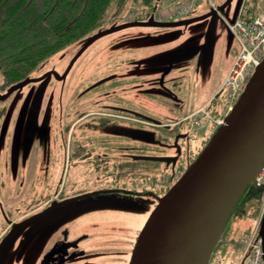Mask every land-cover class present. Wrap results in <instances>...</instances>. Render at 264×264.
I'll return each instance as SVG.
<instances>
[{"label": "rangeland", "instance_id": "1", "mask_svg": "<svg viewBox=\"0 0 264 264\" xmlns=\"http://www.w3.org/2000/svg\"><path fill=\"white\" fill-rule=\"evenodd\" d=\"M124 1L125 7L122 11L121 20H129L137 15L141 0ZM223 2L225 0H216L217 7L219 8ZM164 3L166 0H160L159 6L164 5ZM243 3L248 13L264 14V0H243ZM238 4L239 0H232L228 6L216 14L207 50L201 49L171 61L163 60L170 54L185 49L198 48L204 43L206 40L205 33L201 29H197L193 23L174 28L129 27L100 37L79 53L86 42L98 32L95 31V33L70 44L61 52L47 59L30 75V77L36 76L43 69L44 71L55 70L58 76H61L64 70L69 67L64 78H51L50 81L41 86L35 82L26 84L13 92L7 100L0 101L1 221L4 218L3 215L11 217L12 211L15 212L14 210L20 209L24 204L32 202L44 182L53 185L59 182L61 176L68 182L73 176L72 170L68 169V164H65V143L61 137L60 129L67 126L68 120L75 111L86 108L88 103L91 106L95 100L101 102L102 92L112 91L116 85L121 86L120 83L114 84L111 80L92 88L79 100L77 99V95H80L87 88L115 73L116 70L118 71V65H127L136 61L135 64L142 68L169 70L170 73L167 74L166 78L168 80L169 77H174V84L177 88L174 87L170 92L167 90L169 84L166 83V80L162 84L161 81L155 79L158 83L153 84L154 95L170 98L169 95L176 96L177 94L182 98L183 115L198 108L212 97L222 84L239 50L238 43L227 26V23L235 19ZM115 9L116 6L112 5L106 14L103 27H114L116 22L120 23V20H117L118 17L113 18L112 14H114ZM211 10L208 0H201L190 16ZM111 18L116 22L111 21ZM144 36V39H137ZM124 38L134 39L122 43ZM77 55L79 56L72 62ZM0 83H3L1 75ZM3 89L0 93L6 91V86ZM127 93L131 94V91ZM160 99H155L149 109L154 120L165 121L180 116L172 114L174 113L173 110H166ZM2 109L4 110L3 113L1 112ZM87 112L93 111L88 109ZM210 127V123L202 118V125L196 128V139L193 138L191 141V148L194 150L184 152L182 155L185 156V159L192 158L194 154L196 157L204 149V145L200 144L199 139L210 138L213 135V130ZM159 135L162 137L165 134L161 132ZM172 152L170 149L161 150L153 147V152L149 151L148 155L170 156L173 154ZM147 166L154 176L152 179L153 191L159 198L176 182L180 172L183 173V168L173 174L166 173L162 163H148ZM81 174V170H78L75 175L81 176ZM95 175L91 174L89 178L95 177ZM47 177H49L48 180H46ZM103 185L90 184L89 189L110 187ZM89 199V203L106 207L103 210L116 211L108 208L120 210V206L117 205L118 200L114 195H98L96 198L91 197ZM156 204L157 201L154 200V208ZM251 204H245L243 213L236 214L231 218L223 239L224 243L222 244L224 246L208 260L207 264L240 263V241L246 236L243 234L247 231L250 232L256 226L260 213L258 207H251ZM143 206L132 202L127 210L122 211L121 214L137 215L134 217L136 218L134 223L140 227L152 213L150 210H154L151 205L145 217L147 212L143 214L146 211ZM12 215L14 216V214ZM98 216V214L94 215L95 218ZM19 234L18 228L13 229L9 236L4 239L2 246H8L14 239L18 241V238H21ZM221 240L220 237L218 243ZM6 250L5 247L4 252ZM35 253L36 250L31 248L30 260L33 259Z\"/></svg>", "mask_w": 264, "mask_h": 264}, {"label": "flooded vegetation", "instance_id": "2", "mask_svg": "<svg viewBox=\"0 0 264 264\" xmlns=\"http://www.w3.org/2000/svg\"><path fill=\"white\" fill-rule=\"evenodd\" d=\"M210 12L212 11L191 17H200ZM215 20L216 14L214 19L210 16L194 23L206 35V40L195 48V52L207 50ZM126 23H116L114 27ZM110 28L113 27H105L94 35ZM144 38L145 36L137 39ZM133 39L124 38L122 43ZM135 63L136 61H132L127 65H118V71L107 76L112 77L108 81L120 83L121 86L116 85L112 91L101 93V112H87V104L79 114L68 120L65 128L60 129L65 143V164H68L73 175L69 181L66 182L61 176L59 182L53 185L44 182L32 202L24 204L20 209L14 210L15 212L12 211V219L9 220L11 217L7 215H3L2 221L0 218V264H132L138 236L148 219L139 227L134 223L137 215L121 213L132 202H136L144 205L146 211L143 214L147 212L146 217L148 208L151 205L154 208V200L158 202L159 197L153 191L154 176L147 164L162 163L165 172L171 174L182 168V172L185 171L195 159H185L182 155L186 151L194 150L191 148V141L196 139V128L199 127L192 123L194 117L199 115L200 109L205 112L214 111L225 99L224 89L219 87L204 104L183 115L182 98L177 94L169 95L170 98L154 95L153 84L158 83L157 79L162 84L166 80L169 84L167 90L170 92L176 87L174 77H169L168 80L166 78L170 71L142 68ZM66 69L61 76L69 67ZM40 72L30 77L32 81L26 84L35 82L41 86L51 78L61 77L55 70L42 69ZM24 85H19L16 90ZM3 87L4 84L0 83V92L4 90ZM13 87L14 85L6 86V91H2L0 96L6 95ZM90 87L77 95V99L91 90ZM13 92L0 101L7 100ZM155 99H160L166 110H173L172 114L180 116L165 121L154 120L149 109ZM91 116L101 117V128L86 127ZM79 124L82 127H77ZM161 132L165 134L162 137L159 135ZM199 140L202 145L204 138ZM153 147L170 149L173 154L148 155L149 151L153 152ZM78 170H81V176L75 175ZM91 174L96 175L89 178ZM48 179L49 177L46 180ZM90 184H105L110 187L90 190ZM107 194L117 198L119 211L116 208H108L116 211L103 210L106 207L89 203V198ZM96 214L99 216L95 218ZM15 228H18L21 238L18 241L12 240L8 246H2L4 239ZM31 248L36 250L32 260ZM5 253L9 254L8 257Z\"/></svg>", "mask_w": 264, "mask_h": 264}, {"label": "water", "instance_id": "3", "mask_svg": "<svg viewBox=\"0 0 264 264\" xmlns=\"http://www.w3.org/2000/svg\"><path fill=\"white\" fill-rule=\"evenodd\" d=\"M231 2L225 0L218 10H223ZM215 14L216 11H212L200 17L170 23H159L150 18L146 22L122 24L94 35L81 51L98 38L129 27L174 28L210 16L214 19ZM195 51V48L181 50L163 60L185 57ZM111 78H104L90 88ZM18 86L0 96V100ZM263 163L264 60L224 124L181 177L158 199L140 231L132 264H207L230 213L245 189L251 183L254 184V177L260 172ZM263 228L264 218L260 234Z\"/></svg>", "mask_w": 264, "mask_h": 264}, {"label": "trees", "instance_id": "4", "mask_svg": "<svg viewBox=\"0 0 264 264\" xmlns=\"http://www.w3.org/2000/svg\"><path fill=\"white\" fill-rule=\"evenodd\" d=\"M159 1L141 0L137 15L129 20H121L124 0H0V75L3 84L10 87L31 82V73L47 59L70 44L105 28L104 20L112 5L116 6L113 18L118 17L120 23L140 22L151 18V11L159 7ZM88 108L101 112V102L93 101L91 106L88 103ZM224 109L221 103L209 113L216 118L224 113ZM80 112L75 111L73 115ZM77 127H82V124ZM86 127L101 128V117L91 116ZM210 138L203 140V147ZM260 192V187L252 184L245 189L222 229V240L216 244L211 258L224 246L222 243L227 225L232 217L243 213L245 204L252 203L251 207H258L259 211Z\"/></svg>", "mask_w": 264, "mask_h": 264}, {"label": "built area", "instance_id": "5", "mask_svg": "<svg viewBox=\"0 0 264 264\" xmlns=\"http://www.w3.org/2000/svg\"><path fill=\"white\" fill-rule=\"evenodd\" d=\"M201 0H168L167 5L154 14L159 22H169L189 16ZM212 9H216V0H208ZM228 30L236 40L239 50L223 83L225 93V112L213 118L203 109L200 112L214 127L224 124L225 117L233 109L247 82L264 60V14H248L244 4L241 5L235 19L227 23ZM200 125L198 118L193 119ZM254 184L261 188L259 216L256 226L240 241L239 264H264V228L260 234V224L264 218V165L254 177Z\"/></svg>", "mask_w": 264, "mask_h": 264}]
</instances>
